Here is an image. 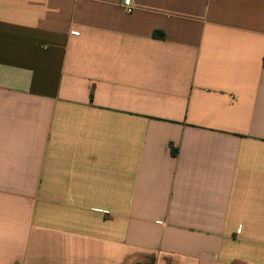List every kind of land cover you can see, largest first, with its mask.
Wrapping results in <instances>:
<instances>
[{"label":"crops","instance_id":"obj_1","mask_svg":"<svg viewBox=\"0 0 264 264\" xmlns=\"http://www.w3.org/2000/svg\"><path fill=\"white\" fill-rule=\"evenodd\" d=\"M0 0V264H264V0Z\"/></svg>","mask_w":264,"mask_h":264},{"label":"built area","instance_id":"obj_2","mask_svg":"<svg viewBox=\"0 0 264 264\" xmlns=\"http://www.w3.org/2000/svg\"><path fill=\"white\" fill-rule=\"evenodd\" d=\"M123 4H124V7H125L126 11L128 13H131L132 10H133V6H132L131 0H124Z\"/></svg>","mask_w":264,"mask_h":264}]
</instances>
